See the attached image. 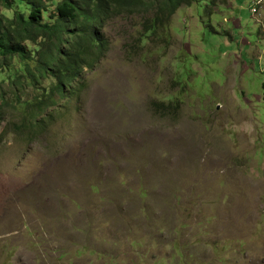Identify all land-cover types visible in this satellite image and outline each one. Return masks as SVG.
<instances>
[{"label": "rangeland", "instance_id": "1", "mask_svg": "<svg viewBox=\"0 0 264 264\" xmlns=\"http://www.w3.org/2000/svg\"><path fill=\"white\" fill-rule=\"evenodd\" d=\"M255 1L184 4L152 32L150 12L110 19L76 92L41 113L14 95L24 63L0 66V264H264Z\"/></svg>", "mask_w": 264, "mask_h": 264}, {"label": "trees", "instance_id": "2", "mask_svg": "<svg viewBox=\"0 0 264 264\" xmlns=\"http://www.w3.org/2000/svg\"><path fill=\"white\" fill-rule=\"evenodd\" d=\"M196 1L0 0L3 8L12 11L11 18L0 12V66H11L15 60L24 63V70L12 82L16 86L20 84L14 95L19 104L27 109L35 107L41 113L55 106L56 92L62 97L69 91L73 93V84L85 69L93 68L97 56L106 50L104 28L110 19L133 11L150 12L151 18L145 20L144 29L152 32L167 26L182 5L191 7ZM16 2L22 4L15 7ZM30 44L35 48L30 49ZM35 56L36 64L32 67L29 61ZM45 78L54 80L45 98L37 104L22 100L29 86L37 88ZM11 108L0 104V117ZM55 111L42 118L44 121L39 120L40 127L45 128L44 123L54 117Z\"/></svg>", "mask_w": 264, "mask_h": 264}, {"label": "built area", "instance_id": "3", "mask_svg": "<svg viewBox=\"0 0 264 264\" xmlns=\"http://www.w3.org/2000/svg\"><path fill=\"white\" fill-rule=\"evenodd\" d=\"M264 5V0H256L253 4V7L251 8V12L253 14H257L259 11V8Z\"/></svg>", "mask_w": 264, "mask_h": 264}, {"label": "clouds", "instance_id": "4", "mask_svg": "<svg viewBox=\"0 0 264 264\" xmlns=\"http://www.w3.org/2000/svg\"><path fill=\"white\" fill-rule=\"evenodd\" d=\"M7 14V16L9 17V18H11V13L10 12H8V13H6Z\"/></svg>", "mask_w": 264, "mask_h": 264}]
</instances>
